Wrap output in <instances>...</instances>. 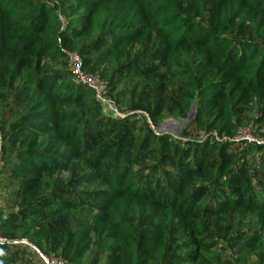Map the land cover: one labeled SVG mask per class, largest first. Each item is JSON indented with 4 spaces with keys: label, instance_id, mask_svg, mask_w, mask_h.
<instances>
[{
    "label": "trees",
    "instance_id": "16d2710c",
    "mask_svg": "<svg viewBox=\"0 0 264 264\" xmlns=\"http://www.w3.org/2000/svg\"><path fill=\"white\" fill-rule=\"evenodd\" d=\"M70 55L101 75L116 109L127 80L161 93L180 85L172 117L186 120L195 104L186 137L149 134L135 158L119 141L104 167L92 153L102 123L120 119L49 63ZM19 84L21 101L0 121V264H46L47 243L65 260L73 252V262L96 250L105 264H213L217 253L201 233L228 213L254 220L264 264V137H238L264 127V0H0V106ZM240 109L256 111L255 121ZM136 158L152 166L127 181ZM81 160L107 189L62 186Z\"/></svg>",
    "mask_w": 264,
    "mask_h": 264
},
{
    "label": "rangeland",
    "instance_id": "374dc122",
    "mask_svg": "<svg viewBox=\"0 0 264 264\" xmlns=\"http://www.w3.org/2000/svg\"><path fill=\"white\" fill-rule=\"evenodd\" d=\"M53 68L71 71L73 63L71 60L65 59L60 61H49ZM103 70H101V73ZM100 78L101 75L99 74ZM101 79V78H100ZM117 92L122 93L120 98L121 107H117L122 118L107 120L102 123V141L93 156L101 155L103 166H108L115 157V150L119 141L121 142V150H132V157L138 153L141 140L147 135L159 134L161 132L172 133L179 138L186 137L183 133L186 128L185 120L174 119L171 115L172 108L170 101L176 95L183 94V88L173 82H168L165 92H159L157 88H153L145 84L141 79L127 80L117 86ZM26 89L25 85L19 84L13 95L10 96L6 103L0 106V121L5 118L10 111L14 109L13 103L21 101ZM133 112L134 118L129 122L124 119L125 112ZM240 112L249 113L251 122L256 119V111L250 113L248 110L240 109ZM106 116H112L107 114ZM124 116V117H123ZM115 118V117H113ZM15 120L8 123L10 127ZM0 132L1 126H0ZM137 133L136 137L134 134ZM264 127L259 129L256 125L247 126L239 132L242 138L262 139L264 137ZM111 149V151H110ZM122 158V157H121ZM139 159L141 160L139 163ZM143 159V158H142ZM141 158L134 159L131 165L130 175L127 181H139L149 172L151 163L142 161ZM148 169V170H147ZM166 171L168 168L165 169ZM63 187L72 186V190L76 193L82 192H99L108 187L101 182H94V171L89 167L86 160H81L73 164L71 170L63 176ZM5 191L0 189V207L6 204ZM65 219V216H62ZM258 230L255 228L254 220H246L241 216L233 213L214 216L209 223L205 224V228L201 236L208 238V244L216 251V263L213 264H262L263 253L258 250ZM17 238V237H16ZM21 236H18L20 241ZM24 241V240H23ZM184 252L187 247L184 246ZM242 250L249 251L251 254L248 259H244L239 253ZM61 246L56 243H47L44 245V254L48 258L46 264H105L103 256L96 250H91L85 254L81 261L73 262L71 260L73 252L70 253V259L65 260L60 253ZM42 254V256H44ZM34 263L40 264L36 257ZM152 264V263H151ZM160 264V263H156Z\"/></svg>",
    "mask_w": 264,
    "mask_h": 264
},
{
    "label": "built area",
    "instance_id": "2783aa9c",
    "mask_svg": "<svg viewBox=\"0 0 264 264\" xmlns=\"http://www.w3.org/2000/svg\"><path fill=\"white\" fill-rule=\"evenodd\" d=\"M69 59L73 63L72 74L74 75L76 81L93 91L96 99L102 105L103 114L107 115L111 113L112 116L115 118H122L118 110L114 106L109 104L108 101L106 100V93H107L106 83L97 76L85 73L82 70L81 60L77 55H70ZM238 137H240L239 134H238ZM244 139L248 141H257L259 143L263 142V139H255V138L250 139L246 137ZM1 166H2V161H1V136H0V168ZM0 242L5 243L6 240L3 238H0ZM43 258L45 262H47L48 258L45 256Z\"/></svg>",
    "mask_w": 264,
    "mask_h": 264
},
{
    "label": "water",
    "instance_id": "95a60500",
    "mask_svg": "<svg viewBox=\"0 0 264 264\" xmlns=\"http://www.w3.org/2000/svg\"><path fill=\"white\" fill-rule=\"evenodd\" d=\"M194 112H195V104H193L188 118L184 121L185 124H187L189 121H191V119L194 116Z\"/></svg>",
    "mask_w": 264,
    "mask_h": 264
}]
</instances>
